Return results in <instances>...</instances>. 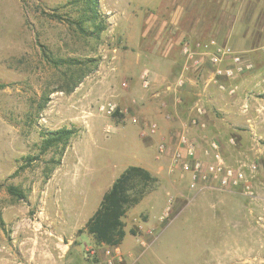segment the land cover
<instances>
[{
  "label": "rangeland",
  "instance_id": "374dc122",
  "mask_svg": "<svg viewBox=\"0 0 264 264\" xmlns=\"http://www.w3.org/2000/svg\"><path fill=\"white\" fill-rule=\"evenodd\" d=\"M79 1L0 0V264L112 256L120 246H98L85 226L129 166L158 182L127 212L123 248L140 254V232L131 230L158 224L175 199L166 223L159 221L155 257L138 264H264V0H98L106 24L99 37L90 25L84 36L68 23L85 13ZM219 49L240 57L245 71L216 77L208 60ZM184 71L185 85L174 90ZM73 77L78 87L67 94ZM109 104L115 112H101ZM198 106L211 120L194 127ZM152 123L157 133L146 135ZM63 128L76 132L63 155L43 154L44 138ZM184 131L202 148L218 141L230 166L255 163L254 173L246 169L253 196L242 187L192 190L189 176L170 175V156L159 158L158 145L174 147ZM123 250L112 258L132 264Z\"/></svg>",
  "mask_w": 264,
  "mask_h": 264
},
{
  "label": "built area",
  "instance_id": "2783aa9c",
  "mask_svg": "<svg viewBox=\"0 0 264 264\" xmlns=\"http://www.w3.org/2000/svg\"><path fill=\"white\" fill-rule=\"evenodd\" d=\"M183 52L187 56L188 61H194L196 65L200 63V60L192 53L188 44H184ZM227 60L231 62V67L225 68L223 64ZM208 62L214 66L215 76L219 78L233 79L241 75L246 69V66L241 62V58L233 54L229 49H219L215 54L209 56ZM149 75V71H145L142 76L145 88H148L150 84L148 79ZM184 75L185 71L174 84V90H181L183 88L185 85ZM100 110L101 112L106 111L111 115L115 112L116 106L109 104L108 106L101 107ZM195 112V118L191 121V125L197 127L200 125L201 118L205 115V110L198 106ZM132 122L138 123L137 117H133ZM145 126L146 135H156L158 130L156 124H146ZM201 127L204 128L205 125L202 124ZM230 143L233 144L234 140L231 139ZM157 151L159 158H163L166 155L170 156L168 167V173L170 175H178L179 179H184L186 176H189L190 188L192 190H196L198 187L214 189V186L220 189L242 187L247 195L253 196V192L246 178V169L252 174L257 169L256 164H244L239 167L228 165L218 141H210L205 148L200 150L190 139L188 131H184L179 134L174 147L170 148L166 143L161 142L158 145ZM174 200V197L168 199L164 218L169 217ZM86 251L89 252V250ZM114 252H117V257H121L118 250ZM106 254L112 258L110 251ZM109 264H113L112 259L109 261Z\"/></svg>",
  "mask_w": 264,
  "mask_h": 264
},
{
  "label": "trees",
  "instance_id": "16d2710c",
  "mask_svg": "<svg viewBox=\"0 0 264 264\" xmlns=\"http://www.w3.org/2000/svg\"><path fill=\"white\" fill-rule=\"evenodd\" d=\"M79 3L83 4L85 13L77 21L68 23L75 25L84 36H88L87 27L90 25L92 35L99 37L106 30V24L101 19L98 0H81ZM54 18L59 21L63 20L60 16H54ZM48 61L56 66L62 64V62H55L52 59ZM75 79L76 77H73L68 83L65 89L67 94H71L78 87L79 81ZM4 87V85H0V89ZM75 134L74 130L66 128L49 133L43 140L41 152L45 154L52 149H60L62 156ZM157 182L158 178L147 169L139 166L127 167L113 182L109 191L103 196L99 208L86 223V233L93 238L98 246L104 245L113 248L121 246L126 237L124 218L127 212L139 205ZM8 191L18 200L26 199L25 194L16 187H9ZM139 232L135 229L131 230L133 235Z\"/></svg>",
  "mask_w": 264,
  "mask_h": 264
},
{
  "label": "crops",
  "instance_id": "0c3cea01",
  "mask_svg": "<svg viewBox=\"0 0 264 264\" xmlns=\"http://www.w3.org/2000/svg\"><path fill=\"white\" fill-rule=\"evenodd\" d=\"M190 83L193 84V80H191ZM186 88L188 89V86ZM204 97H207V100L206 101H209L208 95H204ZM201 119H204V121L205 120H209L210 121L211 120V117L210 116L207 117V115H206V116H203ZM209 129L212 130L211 132H214L213 128H209ZM206 138H207V136H206ZM196 143H197L198 148L201 150L202 149V146H203L201 139H197V142ZM202 189H204V188H202ZM166 220L167 219H165L164 216L163 217L161 216L160 219L158 220V224H157V221L156 222H153V220H149V222L144 223V224H142V225L139 226L140 233L135 238L142 239V242H141V246H140L141 247V253L138 254L137 256H136V253L134 252V250L133 251H129L130 245H129V247L123 248V243H122V245L119 248H116L115 250L114 249L113 250L114 251L118 250V251L121 252V250L124 249L125 251L123 250V252H125V254L129 256V258H131V259L135 258V260H134V262L132 264H138V261L145 254H150L151 256L155 257L154 254L151 253V249L154 247V245L158 241V239H157L158 237L156 238V235L158 233L160 234L161 231L163 230V229H161V231H160V229H158L159 228V221H160L161 224H164V223H166L165 222ZM155 224H157V226H158V227L156 226L157 228L155 227ZM161 224H160V226H161ZM125 231H126V229H125ZM127 235H128V233L126 231V236ZM71 243L72 242H70L71 247H70V245H68L67 250L64 251V256L65 257L71 256L69 253H70V251L72 249V244L74 245V242L72 244ZM95 252L96 251H93L92 254H95ZM101 253H102V255H99V253H98V255L95 257V259L93 258L94 260H82L81 259V254L79 255L78 253L76 254V257H77L78 260H80V264H109V261L111 259L113 260V264H117L119 262L116 258H110L106 254H103V252H101ZM114 255H115V253L113 252L112 253V256L114 257ZM108 259H110V260H108ZM38 263L39 264H44V262H42V260H40ZM48 264H50V263H48ZM74 264H77V263H74Z\"/></svg>",
  "mask_w": 264,
  "mask_h": 264
}]
</instances>
